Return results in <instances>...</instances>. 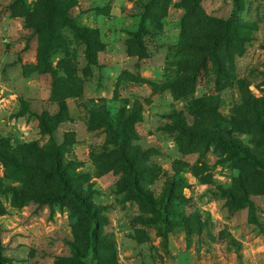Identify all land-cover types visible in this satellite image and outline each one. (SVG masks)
Here are the masks:
<instances>
[{
    "label": "rangeland",
    "instance_id": "1",
    "mask_svg": "<svg viewBox=\"0 0 264 264\" xmlns=\"http://www.w3.org/2000/svg\"><path fill=\"white\" fill-rule=\"evenodd\" d=\"M50 1L0 0V264H264V0Z\"/></svg>",
    "mask_w": 264,
    "mask_h": 264
},
{
    "label": "trees",
    "instance_id": "2",
    "mask_svg": "<svg viewBox=\"0 0 264 264\" xmlns=\"http://www.w3.org/2000/svg\"><path fill=\"white\" fill-rule=\"evenodd\" d=\"M44 4L48 7H52L54 5L53 1L50 0H43ZM53 2V3H52ZM57 6V11L60 10L59 4L55 3ZM229 20L224 19V20H219V28L214 31L213 33L210 34V39H211V44H210V50L216 49L219 44L223 41L224 38H226L227 31H228V26H229ZM78 33L80 34L81 38L84 40V43L86 47L90 45V40L89 38L85 35V33L78 28ZM198 136L200 137H205V138H210L211 140L218 142L219 144L228 147L232 150L234 154H236L237 157L240 159L244 160L245 162H249L254 166H257L258 162L256 158L247 150H245L243 147H241L239 144L235 143L234 141L230 139H224L223 137L216 135V134H208L205 131H201L197 133ZM190 136H195L196 133L190 132ZM122 163L123 166L128 173V184L130 186L131 191L137 195L139 198L143 200V202L150 208L154 209V203L150 199L148 195H146L141 187L138 185V170L133 164V161L127 157L125 154L122 153L121 155ZM51 172L53 173L58 187L60 189V195L65 196L73 201L76 202V204L81 208L82 212L84 215L87 217L89 220L92 230H91V235L94 234L95 230V225L97 222L95 212L94 210L86 203L84 197L74 191L67 180V177L64 173V169L60 163V159L58 157H55L53 160V163L51 165Z\"/></svg>",
    "mask_w": 264,
    "mask_h": 264
}]
</instances>
